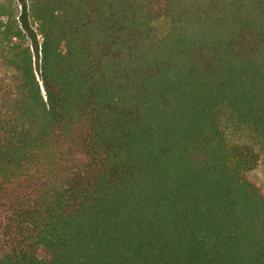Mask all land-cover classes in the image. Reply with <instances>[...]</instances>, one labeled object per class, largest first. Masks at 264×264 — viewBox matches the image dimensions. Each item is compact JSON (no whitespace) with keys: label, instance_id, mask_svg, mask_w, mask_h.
<instances>
[{"label":"trees","instance_id":"obj_1","mask_svg":"<svg viewBox=\"0 0 264 264\" xmlns=\"http://www.w3.org/2000/svg\"><path fill=\"white\" fill-rule=\"evenodd\" d=\"M28 6L38 75L0 0V264H264V192L222 129L264 150V0Z\"/></svg>","mask_w":264,"mask_h":264},{"label":"rangeland","instance_id":"obj_2","mask_svg":"<svg viewBox=\"0 0 264 264\" xmlns=\"http://www.w3.org/2000/svg\"><path fill=\"white\" fill-rule=\"evenodd\" d=\"M15 3L17 20L26 37V42L30 46L34 69L38 75L41 37L38 34L36 24L29 16L28 0H15ZM155 26L159 33H163L167 24L165 21L159 20ZM222 129L229 147L242 154L249 163V174L264 192V150L262 146L248 128L232 120L229 116L222 120Z\"/></svg>","mask_w":264,"mask_h":264},{"label":"water","instance_id":"obj_3","mask_svg":"<svg viewBox=\"0 0 264 264\" xmlns=\"http://www.w3.org/2000/svg\"><path fill=\"white\" fill-rule=\"evenodd\" d=\"M39 79V78H38Z\"/></svg>","mask_w":264,"mask_h":264}]
</instances>
